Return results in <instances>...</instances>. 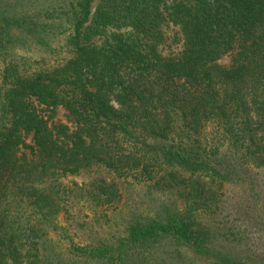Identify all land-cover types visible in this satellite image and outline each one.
<instances>
[{
    "label": "trees",
    "instance_id": "1",
    "mask_svg": "<svg viewBox=\"0 0 264 264\" xmlns=\"http://www.w3.org/2000/svg\"><path fill=\"white\" fill-rule=\"evenodd\" d=\"M0 264H264V0H0Z\"/></svg>",
    "mask_w": 264,
    "mask_h": 264
},
{
    "label": "rangeland",
    "instance_id": "2",
    "mask_svg": "<svg viewBox=\"0 0 264 264\" xmlns=\"http://www.w3.org/2000/svg\"><path fill=\"white\" fill-rule=\"evenodd\" d=\"M59 118L61 119L62 122H64L65 124L69 125L71 127V130H73L75 128V126H73V122L68 118L67 113L64 110L60 111V115ZM138 192V198H134L132 201H129L131 204L133 202H138V204L142 205L141 203L143 201H145L146 199H150V198H142L144 197L143 194L144 192H139V190H137ZM61 224L64 225V221L63 218L60 219Z\"/></svg>",
    "mask_w": 264,
    "mask_h": 264
}]
</instances>
